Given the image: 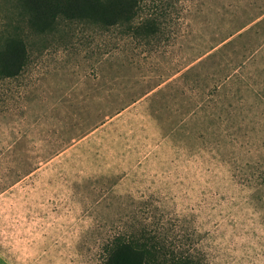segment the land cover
<instances>
[{
    "label": "rangeland",
    "instance_id": "1",
    "mask_svg": "<svg viewBox=\"0 0 264 264\" xmlns=\"http://www.w3.org/2000/svg\"><path fill=\"white\" fill-rule=\"evenodd\" d=\"M17 14L0 0V44ZM263 19L264 0H139L130 26L25 31L0 78V264H104L141 231L264 264Z\"/></svg>",
    "mask_w": 264,
    "mask_h": 264
},
{
    "label": "trees",
    "instance_id": "2",
    "mask_svg": "<svg viewBox=\"0 0 264 264\" xmlns=\"http://www.w3.org/2000/svg\"><path fill=\"white\" fill-rule=\"evenodd\" d=\"M7 1L18 11V21L11 33L7 30L0 44L1 79L16 78L26 67L28 50L22 38L25 31L37 35L48 34L63 21H90L102 27L130 26L139 9V0ZM261 24H264V19ZM150 27L148 24H142L136 29H143V32L148 34L152 31ZM252 30L250 28L249 32ZM242 35H239V38ZM231 36L232 33H229L228 37ZM234 42L236 41L227 42L225 48ZM259 99L264 105V101ZM164 249L163 244L155 237H150L142 231L127 237L118 235L105 247L104 264H196L189 254Z\"/></svg>",
    "mask_w": 264,
    "mask_h": 264
}]
</instances>
